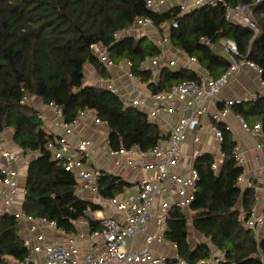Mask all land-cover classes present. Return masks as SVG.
Returning <instances> with one entry per match:
<instances>
[{"label": "trees", "instance_id": "16d2710c", "mask_svg": "<svg viewBox=\"0 0 264 264\" xmlns=\"http://www.w3.org/2000/svg\"><path fill=\"white\" fill-rule=\"evenodd\" d=\"M217 7L202 6L181 15L180 8L159 14L147 8L148 0H0V134L13 130V144L23 152H38L28 166L22 204L24 213L34 219H46L67 234L77 231L75 222L85 219L88 209L101 207L78 198L64 197L75 192V175L53 160L50 133L33 104L54 106L62 111L66 123H74L85 110H92L109 128V147L113 151L154 150L165 137L149 116L102 86L85 84V67L92 66L102 79L109 71L92 53L94 44L109 50L111 62L127 61L131 72L149 83L152 94L168 92L172 86L198 81L199 75L188 69L164 68L157 82L151 71L142 69L147 59L159 57L162 49L147 37L114 35L135 26L138 19L149 18L162 26L179 23L170 42L183 51L213 79H220L231 67L227 57L214 48L222 40L238 47L236 61L247 60L261 70L264 81V0H223ZM254 4L253 20L259 33L230 22L227 7ZM207 39L209 44H203ZM33 101V104L30 102ZM223 109V106H220ZM232 112L248 127L261 125L264 137V96L234 105ZM221 132L222 165L214 169L216 159L198 157L194 168L199 181L189 207L173 206L165 234L166 242L176 245L177 256L166 264H264V234L246 226L255 207V188L238 186L244 167L237 156V142L223 122H213ZM257 186V182L253 181ZM99 196L115 199L132 185L121 177L103 172L98 180ZM194 231L209 243L191 245L190 223ZM95 226V225H94ZM29 249L20 235L14 215L0 217V264L26 259ZM222 256L219 259L216 254Z\"/></svg>", "mask_w": 264, "mask_h": 264}, {"label": "built area", "instance_id": "2783aa9c", "mask_svg": "<svg viewBox=\"0 0 264 264\" xmlns=\"http://www.w3.org/2000/svg\"><path fill=\"white\" fill-rule=\"evenodd\" d=\"M180 3L181 15L191 11L192 7L187 3V0H180ZM220 4L225 5L223 0H196L193 4V9L202 6L217 7ZM253 6L254 4L227 7L226 16L230 22L247 26L257 35L259 28L253 20ZM147 8L150 11L154 9V0H148ZM135 26L145 29L152 26V21L147 17H142L138 19ZM171 28H179L177 20L172 22ZM131 30L133 28L116 33L114 35L115 40L119 41L123 37H130ZM202 43L209 44V41L202 39ZM91 51L104 67L108 70L113 69L114 64L110 60L107 47L101 44H94L91 47ZM223 53L228 57L231 67L220 79L215 80L206 75L199 76V82L190 81L177 84L172 86L168 92H162L156 96L155 107L150 108L149 111V115L155 119L164 114H176L175 101L178 99H186L188 103L190 115L180 117L175 130L168 139L149 152H142L138 147H134L131 151L124 149L113 151L110 149L108 152V157L118 160L131 152H134L135 156L141 159H153L154 162L149 164V167L155 171V178L151 181L143 182L137 187L135 194L129 188L125 191V198L106 199L115 207L116 211L120 214V218L104 217L100 212L88 209L87 216L95 221L97 220L100 223L102 231L101 233L94 232L89 236V254L83 259H80L76 250H72L64 244L55 243L48 247L44 264H79L80 261H83V264H166L169 257L156 254L150 247L156 242L162 243L166 241L165 234L170 220V209L173 206L189 209L194 200V191L199 181V176L194 166L187 175H177L174 173V169L179 167L183 161L182 148L188 136L199 130L203 117L207 115V104L218 98L219 94L244 66L255 70L260 77V91L253 98L255 99L257 95L264 96V81L261 79V70L254 63L247 60H235V57L238 55L236 43L232 40H225ZM148 61L157 66L159 58H151ZM110 90L118 95L117 89L112 88ZM133 91H137V89L133 88ZM118 96L124 103V97ZM127 100L130 104L135 103L130 99ZM243 101L245 100L223 99L221 102L223 109L214 118V122H223V119L232 112V107L241 104ZM52 107L56 112L55 127L62 133L59 138H56V144L50 145L53 160L61 165L65 171L75 175L76 185L74 194L76 196L82 195L86 189L99 195L98 180L102 172L99 169L91 170L86 168L92 162L96 149L95 143L84 139L76 144H71L68 140V135L74 133L75 128L82 120L91 118L93 115H97V113L87 109L80 114L74 123L69 124L64 121L62 111L54 106ZM37 110L39 111L38 108ZM40 118L44 120L42 113H40ZM237 119L243 130L252 138L258 137L261 134L262 128L260 124L250 128L243 118L238 116ZM96 121L97 124L107 126L97 116ZM211 128L218 144L221 146L223 139L221 132L214 124L211 125ZM196 141L198 140L196 139ZM37 155L38 152H23L20 149H12L2 137L0 138V199L3 201V205L0 206V217L4 214H11L19 222L31 220L24 213L22 205L19 209L16 204L20 197L22 200L21 204H23L27 194L25 188L22 189L20 187V170L35 159ZM214 169L217 170L218 167L214 165ZM255 180L258 183L256 189L261 190L264 194V172L258 173ZM164 193L176 194L178 199L172 204L170 201L161 199ZM156 199H161V202L155 206ZM255 202H261L260 196L256 195ZM262 206L261 215L253 212L251 218H244L246 226L257 233H260L264 227V201ZM39 222L43 226L57 229L55 223L49 222L46 219H40ZM149 229H152L154 233H150ZM140 235L143 237L141 244L147 245V248L140 247V243L138 242ZM81 237L84 238L85 235L82 234ZM97 237L103 240L104 249L102 252H97L94 246ZM28 244L26 242L27 247ZM16 263L36 264L34 263L33 252L29 250L26 259L16 261ZM179 263L184 264V261L179 260Z\"/></svg>", "mask_w": 264, "mask_h": 264}, {"label": "crops", "instance_id": "0c3cea01", "mask_svg": "<svg viewBox=\"0 0 264 264\" xmlns=\"http://www.w3.org/2000/svg\"><path fill=\"white\" fill-rule=\"evenodd\" d=\"M195 1L196 0H187V3L190 5V7H192L191 10H193V4ZM180 5V0H154V9L152 11L155 13L164 14L175 8H179ZM132 28L133 30H131L132 32L130 37H135L137 33L139 34L142 32L143 36L139 34L137 35V38H135L141 39L143 37H147L150 41L156 43L162 49V54L158 57L159 63L157 66L153 65L151 61L147 62L149 59H147L142 66L143 70L151 71L153 77L152 82L158 81L161 71L164 68L170 69L172 71L188 69L194 71L199 76H210L206 71L203 70L196 60L188 57L183 51L174 49L171 46L170 36L173 30L171 28V24L163 25L162 31L156 28L153 23L151 27L145 29L137 26ZM224 42L225 40L220 41L214 48L216 49L217 53L220 54V56L227 57L223 53ZM113 64V69L108 70L110 74V79L108 80L100 78L95 69L92 66L87 65L85 67V84L96 86L99 85L106 87L109 90L112 88L117 89L118 95L124 97V104L127 107L134 106L135 108L145 112L149 116L150 121L157 124L163 135L168 139L175 130L180 117L190 115L187 100L178 99L175 101V107L177 108L176 114H164L160 115L156 119L152 118L149 115V111L150 108L155 107V100L158 94H152L148 87L149 83L144 82L141 77H136L132 74L129 62L122 61L120 64ZM253 74L258 76V82L254 81V79L251 82L249 77L246 79L247 75L251 77ZM249 82H251V84H249ZM259 82L260 77L258 73L250 67L244 66L235 76V78L229 83V85L225 87L224 90L219 94L218 98L216 100L210 101L207 104V115L203 117L199 130L195 133H191L183 145V161L179 167L174 169L175 174L187 175L194 166L196 159L206 154H210L215 157V165L218 167L217 170L220 169L223 161V155L211 125L214 122V118L222 111V108H220V106H223L221 102L226 98L243 99L247 101L249 98L259 93ZM133 88H136L137 91H133ZM127 99H130L135 103L130 104ZM40 111L43 112V121L45 126H47V128L50 130V133H52L56 138H59L62 133H60L61 131H58V129L55 127V109L52 106H45L41 104ZM96 116L97 115H93L91 118L82 120L75 128L74 133L68 135V140L71 144H76L80 140L84 139L93 141L96 145V149L93 154L91 164L87 165L86 168L91 170L99 169L102 173L106 172L123 178L132 185L130 191L132 193L134 192L135 194L137 187H139L143 182L151 181L155 178V171L149 167V164L153 163L154 161L151 158H138L135 156L134 152H131L119 160L108 157L107 154L110 151L108 141L109 128L107 126L97 124ZM237 117V115L231 112L226 118L223 119V123H225L232 132L233 137L238 144L236 150L237 156L240 164L244 167V174L240 177L238 186L242 190H246L250 187L255 188L256 195L260 196L261 202H255L253 212L261 215L264 194L261 190L256 189L257 186L253 184V181H256L255 177L258 175V173L264 172V137L259 135L258 137L252 138L243 130ZM196 139L198 141H196ZM16 148L19 149L18 147ZM28 166L29 163L20 170V187L22 189L25 188ZM125 194L126 193H124L122 196H119V198H125ZM78 198L100 206L101 209L95 212H100L104 217H112L115 219L120 218V214L116 211L115 207L108 202V200L94 194L89 189H86V191H84V193ZM161 199L170 201L173 204V202L178 199V196L173 193H164ZM161 199H156L154 205L156 206L158 203H160ZM21 203L22 200L20 197L16 204L19 209L21 208ZM2 205L3 201L0 199V206ZM184 211L187 217L190 219L192 214L190 210L184 209ZM30 218L31 220L19 222V229L20 235L26 242L29 243L28 249L33 252L34 263L36 264H44L48 247L55 243L64 244L70 247L72 250H76L80 256V259H83L89 254V236L94 232L101 233L102 231L100 223L88 216L85 219L75 222L77 231L72 234H67L49 226H43L39 222L40 219H34L32 217ZM189 224L190 233L193 236H197L200 239L205 240L199 243H209L203 236H200L194 231L191 226V222ZM262 230L264 234V227ZM149 231L150 233H154L152 229H149ZM82 234L85 235L84 238L81 237ZM142 241L143 237L140 235L138 239L140 247L147 248V245L143 243L141 244ZM94 246L96 247L97 252H102L104 249L103 240L100 237H97L95 239ZM150 248H152L158 255L167 256L169 258H175L177 256L175 245L166 241L162 243L156 242ZM216 256H218L219 259L222 258L220 253L216 254ZM13 263L17 264L16 261H13ZM79 264H83V261H80Z\"/></svg>", "mask_w": 264, "mask_h": 264}, {"label": "rangeland", "instance_id": "374dc122", "mask_svg": "<svg viewBox=\"0 0 264 264\" xmlns=\"http://www.w3.org/2000/svg\"><path fill=\"white\" fill-rule=\"evenodd\" d=\"M136 27V26H135ZM134 27V28H135ZM138 27V26H137ZM144 29V28H143ZM144 31V30H143ZM141 36H143V33L142 32H140L139 33ZM138 33H137V35H139ZM137 35H135V37L137 38ZM247 77H249V80L251 79V82H252V80L254 79V81H256V82H258V76H256V74H253V75H251V77L250 76H246V79H247ZM248 80V81H249ZM251 82H249V84H251ZM92 84V83H91ZM99 86V85H98ZM257 86H258V84H257ZM256 86V87H257ZM104 88H106V87H104ZM258 88V87H257ZM254 98L253 97H251V98H249L248 100H253ZM32 104H33V101H30ZM35 107H36V109L38 108L39 109V111H40V104L38 105V103H36V104H33ZM40 113H42L43 114V112L42 111H40ZM45 124V123H44ZM46 129L50 132V130L47 128V126H46ZM13 134H14V132H13V130H10V129H8V130H6L4 133H2L0 136L6 141V144H8V146H10L12 149H17L16 148V146L13 144ZM190 218H191V216H190ZM191 234V233H190ZM190 238H191V243H192V245L194 246V245H197L199 242H202V241H205V240H203V239H200L199 237H197V236H193L192 234L190 235Z\"/></svg>", "mask_w": 264, "mask_h": 264}, {"label": "water", "instance_id": "95a60500", "mask_svg": "<svg viewBox=\"0 0 264 264\" xmlns=\"http://www.w3.org/2000/svg\"><path fill=\"white\" fill-rule=\"evenodd\" d=\"M72 196H74V192H70V193L64 195V197H72Z\"/></svg>", "mask_w": 264, "mask_h": 264}]
</instances>
